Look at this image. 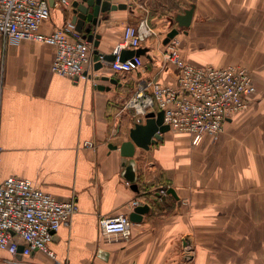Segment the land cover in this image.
Returning <instances> with one entry per match:
<instances>
[{
	"label": "crops",
	"instance_id": "obj_1",
	"mask_svg": "<svg viewBox=\"0 0 264 264\" xmlns=\"http://www.w3.org/2000/svg\"><path fill=\"white\" fill-rule=\"evenodd\" d=\"M104 1L123 7L101 13L92 27L100 54L112 55L125 28L146 17L157 32L141 46L146 52L138 72H116L94 56L90 78L74 82L52 71L54 47L0 37V182L28 179L61 202L74 197L79 208L49 246L55 259L44 251L15 257L0 248V264H228L216 256L230 252L247 256L231 264H264V205L243 198L245 191L260 189L252 176L264 168V145L259 137L230 131L242 120H229L215 145L205 138L194 146L188 135L170 130L148 150L137 148L138 191L125 178L119 149L135 125L145 123L125 108L136 83L154 79L176 86L174 67L163 66L167 35L178 29L183 58L199 67L253 63L256 69L264 63V0ZM72 4L53 1L41 31L51 33L72 20ZM193 6L191 25L179 28L177 17ZM90 27L86 23L85 30ZM219 167L222 179L213 170ZM213 186L235 190L238 198L213 197ZM134 200L150 211L133 223L131 238L101 237L99 219L130 215ZM195 230L204 238L197 251L185 241ZM213 241L219 246L211 247Z\"/></svg>",
	"mask_w": 264,
	"mask_h": 264
},
{
	"label": "built area",
	"instance_id": "obj_2",
	"mask_svg": "<svg viewBox=\"0 0 264 264\" xmlns=\"http://www.w3.org/2000/svg\"><path fill=\"white\" fill-rule=\"evenodd\" d=\"M52 1L66 8L72 4L71 0H0V37L5 42L32 41L52 46L54 73L74 82L88 80L94 68L95 48L78 32L76 24L69 20L51 33L41 31L43 23L51 18ZM156 35L148 17L138 26L128 25L114 49L116 60L110 63L111 68L123 74L140 71L144 66L142 56L126 61H121L120 56L125 50L141 48ZM161 54L163 66L172 65L175 69L176 86L163 85L154 79L139 80L125 108L133 111L138 120L151 111H163L165 124L176 133L188 135L194 146L206 137L219 140L226 123L244 110L256 93L251 72L241 66H194L183 58L177 36L165 45ZM103 58L104 55H99L100 62ZM1 152L0 145V162ZM140 205L139 200L132 201L130 213ZM78 212L74 197L61 202L28 179L8 177L0 182V248L15 257L44 251L55 259L49 246L58 230L70 224ZM132 226L128 214H119L101 217L98 229L103 238L128 240Z\"/></svg>",
	"mask_w": 264,
	"mask_h": 264
},
{
	"label": "water",
	"instance_id": "obj_3",
	"mask_svg": "<svg viewBox=\"0 0 264 264\" xmlns=\"http://www.w3.org/2000/svg\"><path fill=\"white\" fill-rule=\"evenodd\" d=\"M75 1L72 4L73 7V19L72 21L76 24L77 30L80 34L87 35L88 42L92 43L95 51L94 56L96 60H99V55H102L97 50L99 46L100 36L94 34L92 27L98 25V17L101 13L108 12L110 10H115L117 8H122L123 6H113L109 2L104 0H81ZM53 2V1H52ZM90 9L92 11L90 12ZM194 14V6L187 10L185 14L179 15L177 17V22L179 28H189L191 25ZM86 23L90 24V28L85 30ZM179 34L178 29L172 30L166 37L164 44L167 45L169 41ZM144 49L137 50H125L122 52L120 59L121 61H126L134 56H141L145 54ZM116 60L115 55H104L103 62L110 64ZM101 62V63H103ZM102 64H100L101 66ZM170 126L164 122V112H149L145 116V123L136 124L135 127L130 132V140L124 142L120 146V152L123 157L122 165L125 167V178L129 183L133 185V188L138 191L136 184L137 174H136V163L134 161V156L136 149L148 150L151 145L156 144L158 141L162 140V134L170 131ZM117 149V146H113ZM150 211V206L148 204L138 206L134 212H132L129 217L133 223L142 222L143 216Z\"/></svg>",
	"mask_w": 264,
	"mask_h": 264
},
{
	"label": "rangeland",
	"instance_id": "obj_4",
	"mask_svg": "<svg viewBox=\"0 0 264 264\" xmlns=\"http://www.w3.org/2000/svg\"><path fill=\"white\" fill-rule=\"evenodd\" d=\"M182 49V41L180 43V50ZM194 66H199V64H194V63H191V62H188ZM258 65V68L254 69L253 68V63L252 65L249 64H231V65H227V66H223V67H228V66H237V67H245L247 68L251 74H253L255 76V83H256V93L254 94V96L252 97L250 103L248 104V106L236 113L234 116H233V119L232 120H242L243 123H242V127H236L234 129V127H231L230 131L232 133H236V134H240V135H244V136H252L253 138H256L258 139V137L260 138L261 142H260V146L264 145V69H263V65L264 63H257ZM214 66V65H213ZM221 67V66H219ZM258 70L260 72H258ZM263 74L262 77H260L261 75ZM257 75H259V77H257ZM174 133H176L175 131H173ZM224 133V132H223ZM177 135H181L179 133H176ZM208 138L209 140H211L212 144L215 145L218 143L219 140H214L213 137H206ZM219 154L218 152H215L212 154V157L213 158H216L218 157ZM245 170H248L247 167H243ZM214 171H219L220 172V179L223 178V174H222V171L219 168H214L213 169ZM247 175V174H246ZM244 175V176H246ZM242 181H246L242 178V176L240 175ZM252 177H256V180H254V182H257V185H259L260 189H256V188H253V189H249L247 191H245L244 193L245 196L243 198H245L246 202L244 203H249L250 201H253L255 202L256 200H260V205H264V168H256L254 169V175ZM248 181H251L250 178H248ZM223 183V182H222ZM253 185L252 182H250L249 186ZM212 193H213V197L214 196H218L220 198L224 197V198H231L233 200L237 199L238 198V193L235 191V190H229L228 191H223V190H220V188H218V186H213V189H212ZM253 199V200H252ZM259 203V202H258ZM264 209V207H263ZM264 214V213H263ZM220 227V224H216ZM245 224H239V226H243L244 227ZM261 228H264V225L261 227ZM261 231V229H260ZM223 234V231L220 229V231H217L216 232V236L218 237L217 240H220V236ZM181 237H180V242L179 244H182L181 243ZM187 240H190V245L193 246V250L197 251L198 248H200L201 246H204L200 243H202L204 241V238L203 236L200 234L199 231L195 230L194 233H188L186 235V238H185V241L187 242ZM192 243V244H191ZM211 247H218V243L217 241H213L212 243H209ZM182 247V245H181ZM233 252H230V253H227L225 255H221V256H216V257H222L224 259L227 260L228 264H231L230 262L231 261H236V259H240V258H247V256L245 257H242V256H239ZM234 261V262H235Z\"/></svg>",
	"mask_w": 264,
	"mask_h": 264
}]
</instances>
